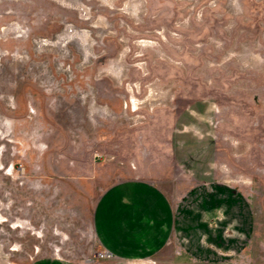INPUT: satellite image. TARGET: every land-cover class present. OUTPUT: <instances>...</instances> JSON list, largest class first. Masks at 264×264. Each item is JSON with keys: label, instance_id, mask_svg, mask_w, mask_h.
I'll use <instances>...</instances> for the list:
<instances>
[{"label": "rangeland", "instance_id": "rangeland-1", "mask_svg": "<svg viewBox=\"0 0 264 264\" xmlns=\"http://www.w3.org/2000/svg\"><path fill=\"white\" fill-rule=\"evenodd\" d=\"M0 264H264V0H0Z\"/></svg>", "mask_w": 264, "mask_h": 264}, {"label": "crops", "instance_id": "crops-1", "mask_svg": "<svg viewBox=\"0 0 264 264\" xmlns=\"http://www.w3.org/2000/svg\"><path fill=\"white\" fill-rule=\"evenodd\" d=\"M140 174H142V172ZM140 174L134 176L139 177L138 175ZM128 183L132 192H135L134 194L132 193L133 195H131V197L134 196L133 197L134 202H132V204H128V205L122 204L123 198H121L118 191L116 193V189L121 188V186H117V185H114L106 195L101 196L99 198L100 208L102 210H106V209L109 210V208H112L114 210L113 213H108L105 211L100 212L99 214H97L100 215L99 218L100 220L95 222L96 224H99V226L96 227V231L99 233L101 244L103 245L104 248H108L113 252H116L117 249L118 251H120V249H125L126 246L131 247L133 243H136L138 241L149 243V241L155 239V236H152V233L149 231L152 230V228L155 226L156 223L159 226L161 225L160 220H158L156 223L154 221L156 216V212H155L156 207L157 208L161 207L169 212V219H168L169 221L166 219V225L171 223L170 209H168L169 207L167 203H165V201L162 200L163 197L160 192H157L152 186L147 185L146 187L147 191L143 194L138 193L137 195L136 191L139 190L137 178L129 180ZM113 215L116 217L123 216V218H125L127 222L125 223L123 221L122 223H125L126 225L129 224V226H127L122 231H119L116 227L115 228L111 227L112 220L107 218ZM128 221L130 222L128 223ZM130 226H136V228L139 227L142 229L145 228L146 229L145 232H149V234L145 233L147 237L142 236L144 235V233H139L138 231L135 232V234H133L131 233L132 231H129ZM139 228L137 230H139ZM156 241L159 240L155 239L154 242ZM120 244H122L121 247ZM148 246H149L148 248H152L153 245L149 244Z\"/></svg>", "mask_w": 264, "mask_h": 264}, {"label": "built area", "instance_id": "built-area-1", "mask_svg": "<svg viewBox=\"0 0 264 264\" xmlns=\"http://www.w3.org/2000/svg\"><path fill=\"white\" fill-rule=\"evenodd\" d=\"M101 256H103L102 253H101Z\"/></svg>", "mask_w": 264, "mask_h": 264}]
</instances>
